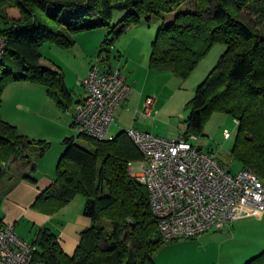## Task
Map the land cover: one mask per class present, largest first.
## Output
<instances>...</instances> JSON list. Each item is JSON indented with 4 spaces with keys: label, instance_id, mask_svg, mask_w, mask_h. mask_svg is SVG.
<instances>
[{
    "label": "trees",
    "instance_id": "trees-1",
    "mask_svg": "<svg viewBox=\"0 0 264 264\" xmlns=\"http://www.w3.org/2000/svg\"><path fill=\"white\" fill-rule=\"evenodd\" d=\"M245 13L256 21L248 22ZM153 18L162 23L151 43L152 69L185 79L215 43L225 45L189 102L184 136L200 133L211 112L230 114L237 121L230 152L264 182V0H0V36L5 44L0 105L8 83L28 81L43 86L57 108L67 111L71 90L58 66L42 64L41 44L71 48L74 33L105 28L111 38L105 36L98 57L103 55L109 65L118 35L141 19ZM79 134L90 148L73 137L63 139L54 182L39 193L34 205L53 212L82 195V213L91 224L80 233L72 254L63 251L49 228L39 227L31 240V264H155L153 253L167 241L158 233L146 187L129 172L128 163L142 159L141 153L125 130L108 140ZM32 145L39 146L42 157L46 143L21 134L0 116V181L9 162L26 160L31 171L36 170L26 153ZM24 178L33 180L30 175ZM242 264H264V249Z\"/></svg>",
    "mask_w": 264,
    "mask_h": 264
},
{
    "label": "rangeland",
    "instance_id": "rangeland-1",
    "mask_svg": "<svg viewBox=\"0 0 264 264\" xmlns=\"http://www.w3.org/2000/svg\"><path fill=\"white\" fill-rule=\"evenodd\" d=\"M244 16L250 23L256 21L253 14L245 13ZM161 23L162 19L160 18H153L150 22L141 19L139 24H135V26L122 32L112 42V53L108 57V62L113 67L120 64L127 75L136 78L139 89L141 88L142 91L156 97L158 110L156 109L154 112L153 120L150 119L153 127L152 132L164 138H173L184 135L186 132V119L191 110L189 102L195 94L197 85L218 61L225 45L215 43L185 79L175 76L169 70H160L161 72L157 73V76H150L147 80L141 66L148 59L151 43ZM107 35L108 38H111L105 28L78 31L73 35L74 45L71 48H63L50 42H44L39 48L42 56L41 62L44 65H53V67L63 62L70 65L71 69L74 70L75 68L80 71L82 65L90 59L93 64L99 63L97 61L98 50ZM99 66L102 67L103 64L99 63ZM70 72H73L71 73L73 79L76 71ZM143 85L147 86L144 90L142 89ZM1 100H5V103L10 105L12 109L13 106L17 109L13 116L20 122L19 130L32 123L43 126L42 124L49 123V119L52 118L66 123L70 120L72 123L70 113L74 111L73 106L69 108V114L65 112L61 114L62 110H59L61 112L57 115L51 113L49 104L53 105L54 102L46 94L45 88L36 83L28 81L10 82L5 86ZM15 102L18 105H15ZM24 102L29 103L30 106L25 107ZM29 128L27 127L29 134H31L28 135L29 138L41 140L47 144L42 156L45 163L50 155L55 158V153L61 152L59 147L62 148V141L66 136L73 137L77 144L90 148V142L86 137L79 134V130L74 124L70 126L69 133L64 135L65 137H61L58 130L50 132L44 127L29 126ZM224 130L230 132L228 139L223 137ZM236 131L237 123L230 114L214 111L205 116L200 133H190V135L196 136V145L211 152L221 167L235 173L242 168L230 152ZM26 153L35 163L40 159L38 157L39 146L37 145L29 147ZM2 183H0V187ZM233 226L236 227L234 233H229L228 227H223L211 229L196 237L178 238L164 242L153 253L152 259L155 264H242L264 248L261 247L263 245L255 244V241L264 233L260 232V230H264V217L244 219L239 223H234ZM229 227L230 230L234 229L232 226ZM27 234H29L28 230Z\"/></svg>",
    "mask_w": 264,
    "mask_h": 264
},
{
    "label": "built area",
    "instance_id": "built-area-1",
    "mask_svg": "<svg viewBox=\"0 0 264 264\" xmlns=\"http://www.w3.org/2000/svg\"><path fill=\"white\" fill-rule=\"evenodd\" d=\"M5 44L0 36V59ZM93 64L80 85L85 95L76 104L73 124L79 133L98 140L112 139L109 127L114 111L127 97L125 74L108 65L103 55ZM154 96L145 98L140 115L156 112ZM237 123V121H236ZM140 161L128 163L130 174L143 184L157 220L160 237L169 241L199 236L229 226L239 209L264 213V182L248 168L232 173L215 156L198 147L196 136L164 138L134 127L125 129ZM228 139L230 132L224 130ZM33 246L21 238L13 223L0 224V264H31Z\"/></svg>",
    "mask_w": 264,
    "mask_h": 264
},
{
    "label": "crops",
    "instance_id": "crops-1",
    "mask_svg": "<svg viewBox=\"0 0 264 264\" xmlns=\"http://www.w3.org/2000/svg\"><path fill=\"white\" fill-rule=\"evenodd\" d=\"M117 52L121 54L119 51ZM92 65L93 63L90 59L82 65L79 71L75 68L74 70L71 69L70 65L64 64L63 62L58 64L63 72L65 85L71 90L72 93V102L70 103L69 108L73 106L74 109L75 104L85 95V89L82 85H80L79 82L86 76ZM116 65L115 66L125 74L127 82L130 86V90L126 99L116 107L114 111V121L109 127V132L112 135H115L121 130H125L129 127H134L141 131L153 133V127L150 123V119L153 120V117H142L140 115V111L142 109L145 98L154 95H151L146 91H142L141 88L139 89V87H137L136 78L134 79L130 75H127L126 72L121 68L120 64ZM141 67L147 80L148 77H153L154 75L157 76V73L161 72L160 70L152 69L149 67V56L147 61L143 63V66ZM70 71H76L74 72L75 77L73 79L71 76V73L73 72ZM142 87L143 90L147 88V86L145 85H143ZM154 98L155 109L158 110L156 106V97L154 96ZM15 105H18V103L15 102ZM24 105L27 108L28 106H30L29 103L26 102H24ZM55 106L56 105H54V103L53 105L49 104V109L51 113L57 115L61 111H59L60 109ZM69 108L67 111H65V113H70ZM15 110L17 109L14 108V106L12 109L10 105L5 103V100H1V118L14 124L17 127V130L27 137L28 135H31L27 130V127L29 128V126L41 128L44 127L45 130L48 129L50 132L58 130V132L61 133V137H65L64 135H68L69 133L68 131L70 130V126L73 125L70 120L68 123H66L62 120L59 121L58 119L54 120L52 118L49 119L50 121H48L50 124L44 123L42 124L43 126H40L39 124H34L31 122V125H26L24 126V129L19 130L20 122L16 117L13 116ZM61 114H64V111H62ZM72 114L73 111L70 113V115ZM148 119L149 121H147ZM59 149L62 152L63 145L62 148L59 147ZM61 152H56L55 158L54 156L50 155L46 163L43 161L44 159L40 157V159L37 160L35 171H31V164L26 160L7 163V165H9V169L5 177L0 181V183L3 182L2 186L0 187V224L13 223L15 231H18L17 234L21 238L30 242L34 238L38 228L45 226L49 228L54 234H56L57 240L63 251L67 254H72L78 244L80 233L91 224L90 218L83 215L82 213L84 197L82 195H76L65 206L53 212L49 207L43 204L36 206L34 205V201L39 193H41L44 189L49 187L54 182L55 166L60 155L58 153ZM24 175H30L33 180L24 178ZM254 217H264V213H258L247 208L239 209L237 211L235 220L229 226L234 227V223H239L244 219L246 220ZM229 226H226L228 227L229 233H234L236 227H234L233 230H230ZM18 228L19 230H17ZM27 230L29 231V234H27ZM260 232H264V230H260ZM261 235L262 236H260L255 241V244L263 245L261 247H264V233H262Z\"/></svg>",
    "mask_w": 264,
    "mask_h": 264
}]
</instances>
